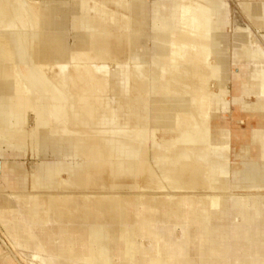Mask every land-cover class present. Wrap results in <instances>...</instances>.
Wrapping results in <instances>:
<instances>
[{
  "label": "bare ground",
  "instance_id": "bare-ground-1",
  "mask_svg": "<svg viewBox=\"0 0 264 264\" xmlns=\"http://www.w3.org/2000/svg\"><path fill=\"white\" fill-rule=\"evenodd\" d=\"M88 1L0 0V147L55 155L32 168L0 156V215L14 248L32 249L42 264H173L175 257L180 264H232L233 256L236 264H264V124H248L241 135L244 118L226 116L231 106L264 116V44L256 32L236 22L230 32L227 0H140L132 4L142 17L132 35H111L107 11ZM121 1L115 3L126 5ZM241 1L264 31V4ZM188 73L214 82L193 110L192 87L180 83ZM242 136L250 139L243 155L259 149L258 159L241 162V150L230 159ZM144 161L162 185L111 197L118 172L135 175ZM59 171L70 179L54 181ZM43 196L53 217L40 211ZM3 250L0 244L1 261L21 264Z\"/></svg>",
  "mask_w": 264,
  "mask_h": 264
},
{
  "label": "rangeland",
  "instance_id": "rangeland-1",
  "mask_svg": "<svg viewBox=\"0 0 264 264\" xmlns=\"http://www.w3.org/2000/svg\"><path fill=\"white\" fill-rule=\"evenodd\" d=\"M25 2H26V0H24ZM57 1V0H56ZM62 1H64V0H62ZM67 3H69V2H71V0H65ZM115 1L116 0H92V1H88V5H90V7H93V5H94V7L93 8H95V5H96V8H98V6H101V7H99V10L100 9H104V10H106L107 11V15H106V17L108 18V16L110 17L109 19H107L108 21L106 22V24L105 25H107V27L105 28L106 29V31H109V33L111 34V35H113V34H115V33H118V32H121V33H123L124 35H132V33L134 32V30H135V28L137 27V25H135V22L136 21H138L139 22V20H141V14L139 15V13H136V11H135V13L134 12H132V4L133 3H135V2H137V4H139V1L140 0H123V2L121 1V3H125L126 5H123V4H121V5H118L117 3H115ZM118 1V0H117ZM126 1V2H125ZM148 1H150V2H152V1H154V0H148ZM190 1V0H189ZM205 1H207V0H205ZM204 0H202L201 2H200V0H199V4H201V3H206ZM228 1V7L230 8L229 9V28H230V32L232 33V28H231V26L233 25V23L234 22H236L237 24H239V25H241V26H248V27H250V28H247V26H246V28L249 30H253V29H255V27H254V25L252 24V22H251V20H250V17H249V15L247 14V12L244 10V7L242 6V4H241V0H227ZM247 1H249V0H247ZM58 2H59V0H58ZM104 2H107L106 4H108L107 6H106V4L104 5L103 3ZM109 2V3H108ZM187 2H188V0H187ZM197 2L198 1H195V0H192V3L193 4H197ZM252 5H253V7H255L256 5H258V4H264V0H250L249 1ZM203 3V4H204ZM103 4V5H102ZM98 5V6H97ZM106 6V7H105ZM194 6V5H193ZM112 11V12H111ZM126 11H128V13L126 12ZM113 14V15H112ZM111 15V16H110ZM112 17H113V19H112ZM136 17H140V19L138 20ZM110 20V21H109ZM135 20V21H134ZM71 21V20H70ZM232 24V25H231ZM71 25V23L69 22V26ZM249 30V31H250ZM196 31H200V29H197ZM203 30L201 29V31L200 32H202ZM263 30H261V32H262ZM200 32H199V35H200ZM252 33H253V31H252ZM263 33V32H262ZM263 35L264 34H261V37H262V39H263ZM68 41H69V44L70 45H72L73 44V36H72V34H69L68 35ZM91 48H93V46L91 47ZM88 51H89V49H88ZM92 52H94V49L92 50ZM90 53V52H89ZM138 53V52H137ZM210 61L212 62V61H214V59L213 58H210ZM49 63H50V61H49ZM139 64V63H138ZM204 66H206V65H201V66H199V69H200V67L203 69V72L204 71H206V69H204ZM192 67H194V65H192ZM202 69H200L201 71H200V73L202 72ZM208 71V70H207ZM206 71V72H207ZM203 72L201 73V74H203ZM206 72H204V74L206 73ZM197 74V76L194 74H192V73H188V74H185V76L184 75H182V77H181V81H180V83H182V86L183 87H187L188 88V90H190V87H192L191 88V93H194V96H195V106H193V108H192V110L193 109H195L197 106H199V104H200V101H201V99L203 98V97H207V94H208V92L210 93V91H212L213 90V87H211V86H214V82L212 81V78H209V80H207V75H202L201 76V74ZM94 74V73H93ZM96 74L97 73H95L93 76L98 80V76L96 77ZM192 74V75H191ZM15 77V74H12L11 75V77ZM186 76H188V77H186ZM193 76V77H192ZM202 77V78H199V77ZM204 76V77H203ZM190 77H192V78H190ZM183 78H184V80H183ZM187 78H189V79H187ZM205 78V79H204ZM96 79H94V80H96ZM103 79V78H102ZM189 80V81H188ZM192 80L194 81V82H192ZM206 80V81H205ZM185 81V82H184ZM130 82V83H129ZM128 83L129 84H136V82H134V81H129ZM132 82V83H131ZM188 82V83H187ZM191 82V83H190ZM198 82V83H197ZM203 82V83H202ZM127 83V84H128ZM193 83V85H191ZM195 83V84H194ZM196 83L198 84V85H196ZM202 85H201V84ZM128 84V85H129ZM189 84V85H188ZM212 84V85H211ZM186 85V86H185ZM188 85V86H187ZM191 85V86H190ZM195 85H196V87H195ZM210 85V86H209ZM195 88H194V87ZM200 86V87H199ZM202 86V87H201ZM102 87V86H101ZM108 85H107V90H108ZM206 87H207V89H206ZM210 87V88H209ZM186 88V89H187ZM203 88V89H202ZM210 89V91H204V90H209ZM228 89L229 90H231V92L233 93L234 92V90H235V84H234V81L232 80V81H229L228 82ZM20 90V89H19ZM17 91L16 92V95H17V97L18 98H25L26 97V95H27V93L26 92H24V91ZM106 90V91H107ZM14 92V91H13ZM102 92H104V93H106L105 92V89L104 90H102ZM202 92V93H201ZM204 92V93H203ZM230 99V98H229ZM245 99L247 100V99H250V98H248V97H245ZM186 100H188L187 98L186 99H184L183 101L184 102H182V103H185V106L188 104L187 102H186ZM187 103V104H186ZM100 105V102L98 101V102H96V106H99ZM39 108V107H38ZM40 108H42L43 109V107H40ZM100 108L101 109H103V110H106L105 109V107L104 106H100ZM189 109V105H187V108H186V111ZM233 109H235L233 106H231L230 107V109H229V111L227 112V117H230V114H233L234 112H233ZM181 112H185V110H183V111H181ZM229 113V114H228ZM183 114V113H182ZM235 152H238V150L237 149H235V148H232V152H231V155H230V159L232 160V161H235V158H234V154H235ZM0 155L2 156V157H8V158H11V159H15V160H17V161H20L25 167H28V168H32V167H34V164H32V165H30L29 164V160H30V158H32V160H34L36 163H38V162H52V161H54L55 160V155L53 154V153H51V152H49L46 156H44V157H42V156H40V158H39V156H37L36 155V153L34 154V153H32V151L30 150L29 151V149L27 150V149H25V150H22L21 152H18L17 150H15V149H11V148H9V147H7V146H2V148L0 147ZM25 158V159H24ZM41 158H43V160H45V161H43V160H40ZM84 156H81V157H79V162L80 163H83L84 162ZM252 159H257V158H255V157H252ZM71 161H74V160H71ZM76 161V160H75ZM107 161H102V163H106ZM147 166H149V163L147 162V161H144V162H141V164H140V169H139V172H137V173H135V175H132V174H130V170L129 169H123V170H121V171H119L118 173H120V176L119 177H117L118 178V180L116 181V185L118 186V187H116V188H114V190H116V191H113V194L111 195V197H114L115 199H119V198H122V197H125V196H127V195H131V196H133V194L135 195L136 193L135 192H139V191H152V190H154V188H156L155 186H157V184L159 185V178H160V175H158V173L155 171V173L152 175V177H150V176H148V174L146 173L147 171H146V168H147ZM63 177L65 178H68V179H70L69 177H68V175L66 174V172L65 171H59V172H57L56 174H54V176H53V179H54V181H56L57 183H61V180H63ZM174 178H176L177 179V177H175L174 176ZM173 178V176H171V177H169V180H168V182H171V183H176V184H178V182H177V180L176 179H174ZM106 180H107V183H112L113 181H114V179H112V177H110V176H106ZM129 181L130 182V184L131 183H133V185L131 184H129V182H127V183H125V184H128V185H130L129 187H125V186H127V185H125L124 183H122L123 181ZM234 182V181H233ZM240 181L237 179V180H235V182L234 183H239ZM121 183V184H120ZM160 183H161V181H160ZM240 183H242L243 184V182H240ZM75 184V183H74ZM1 185H2V183H1ZM31 186H32V183L30 184ZM76 185V184H75ZM121 185V186H120ZM123 185H125V186H123ZM161 185H162V183H161ZM203 186H198V188L199 189H204L206 186L207 187H209V186H211V183L210 182H208L207 184H205V186H204V184H202ZM89 187H92V188H97V187H95V186H89ZM163 188V187H162ZM161 189V188H160ZM3 190V189H2ZM157 190H159V189H157ZM162 190H164V189H162ZM4 191V190H3ZM5 191H7V190H5ZM119 192H121L120 194H119ZM123 192V193H122ZM126 192H130V193H128V194H126ZM132 192V193H131ZM9 193H12V194H17V192H9ZM117 193V194H116ZM119 194V195H118ZM121 195H123V196H121ZM115 196H117V198L115 197ZM118 196H121V197H118ZM43 197H45L44 199L45 200H41L40 201V203H42L43 205V208H40V211H41V213L42 214H47V215H52V217H53V213L55 212V208H53L52 207V205L50 204V203H48V202H46V200H47V196H43ZM42 197V198H43ZM60 204V203H59ZM51 205V206H50ZM89 206H93L92 204H89ZM1 207H3V206H1ZM5 207V206H4ZM8 208V207H7ZM64 208V212H70V210H68L67 208H65V207H63ZM62 207H59V209H63ZM5 209V208H4ZM58 209V210H59ZM146 208H142V210L144 211ZM45 210V211H44ZM57 210V211H58ZM11 211V210H10ZM13 211V210H12ZM76 211V210H75ZM4 212V211H3ZM68 212V213H69ZM79 212V211H78ZM159 212V215L160 214H162L163 212H164V210H160V211H158ZM46 215V216H47ZM253 215V217H249L250 218V220H251V225L253 226V228H254V231L255 230H257L259 227L256 225V222H255V215L254 214H252ZM7 216H10V217H13V218H15V219H18L16 216V214H14V213H7ZM55 216V215H54ZM234 217H235V214L234 213H232V223H238V220L240 219V218H238V220H235L234 219ZM1 215H0V223H2L3 224V222H2V220H1ZM55 219V218H54ZM241 219H243V218H241ZM46 220V218L43 216V218H42V221L41 220H38V222H44ZM52 220H53V218H52ZM241 222V221H240ZM21 227H22V225H21ZM23 227H25V226H23ZM51 227L55 230V229H57V227H58V224L57 223H54L53 224V222L51 223ZM171 229H172V225L171 226H169ZM6 228V227H5ZM173 228H174V232H176V237L178 238V239H180V238H183V235H184V232H183V229L181 228V225H174L173 226ZM71 229L73 230L74 228L73 227H71ZM75 230V229H74ZM2 232V233H1ZM5 229H4V227L2 226V225H0V244H1V247H2V252H3V255L4 254H8V253H10V255L11 254H13V255H11V257L12 256H14L16 259H17V261H19L21 264H40L41 262H40V259H38V258H34L33 257V251H32V249H26V248H24V247H22V248H20V249H22V250H18V249H16V248H14V246L12 245V243H11V241L8 239V232H7V235L5 234ZM53 236L55 237V238H58L59 240H60V238H61V235H59L58 233H56V234H53ZM5 237V238H4ZM59 240H57V241H59ZM8 241V242H7ZM31 241H33V239L31 238ZM221 242L223 241L222 239L220 240ZM6 242V243H5ZM206 242V239H204L203 240V243H205ZM146 244H150V241H146L145 242ZM9 244V245H8ZM10 245H11V247L13 248V250L10 248ZM13 251V253H12V251ZM15 250H17V251H15ZM8 252V253H7ZM15 252H17V253H20V254H24L23 256H25L24 258H23V256L22 255H20V257H19V254H17V253H15ZM15 254V255H14ZM22 256V257H21ZM14 257H12L13 259H14ZM18 257L19 258H22V260H23V262H21V260L20 259H18ZM117 260H118V258H117ZM180 258L179 257H175V259L172 261L173 262V264L175 263V264H180ZM232 261H233V263L232 264H236V261H237V257L236 256H233L232 257ZM29 262V263H28ZM42 264V263H41ZM44 264V263H43Z\"/></svg>",
  "mask_w": 264,
  "mask_h": 264
},
{
  "label": "water",
  "instance_id": "water-1",
  "mask_svg": "<svg viewBox=\"0 0 264 264\" xmlns=\"http://www.w3.org/2000/svg\"><path fill=\"white\" fill-rule=\"evenodd\" d=\"M253 30L256 32L257 39H259L260 42L264 44V41H263V39L261 37V34H264V31H262L263 32L262 33V32H258L256 29H253ZM250 100L252 102H255L256 101V98L255 97H251ZM233 112H235L237 115H241V118H244V121L241 122V130H242V132H243L244 129H246V128L248 129V124L259 123V122H262L264 124V116H260V114H262V112L245 113L242 110H241V112H239V111H236L235 109H233ZM247 114H250V115H247ZM251 114H254V115H251ZM30 121L33 122V119L31 118ZM241 135H242V133H241ZM249 144H250L249 137L248 136H246V137L242 136L241 137V147L237 146L238 152H240V150H241V162H243V160H245V159L249 160L252 157H255L257 159L259 158V154H260V150L259 149H258V152L257 153H255V151H251L248 155H246V157L243 155V153H242V150H243L242 147L245 146V145H249ZM256 147H258V146H256ZM239 159L240 158L237 159L238 162H240ZM34 163H35V161L32 160V158H30L29 164L32 165ZM0 173H1V160H0ZM7 191L10 192L9 189H7Z\"/></svg>",
  "mask_w": 264,
  "mask_h": 264
},
{
  "label": "crops",
  "instance_id": "crops-1",
  "mask_svg": "<svg viewBox=\"0 0 264 264\" xmlns=\"http://www.w3.org/2000/svg\"><path fill=\"white\" fill-rule=\"evenodd\" d=\"M254 125H258L259 123H253ZM241 133H242V130H241ZM1 156V155H0ZM2 157V156H1ZM2 158H5V157H2ZM7 158V157H6ZM0 225H2L3 227H4V229H5V231H6V228H5V226H4V224H2V223H0ZM0 264H6V263H4L3 261H1V259H0Z\"/></svg>",
  "mask_w": 264,
  "mask_h": 264
}]
</instances>
